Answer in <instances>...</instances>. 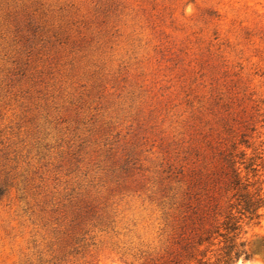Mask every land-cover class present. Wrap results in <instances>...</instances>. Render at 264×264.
Segmentation results:
<instances>
[{"label": "rangeland", "instance_id": "374dc122", "mask_svg": "<svg viewBox=\"0 0 264 264\" xmlns=\"http://www.w3.org/2000/svg\"><path fill=\"white\" fill-rule=\"evenodd\" d=\"M234 168L264 195V0H0V264H214Z\"/></svg>", "mask_w": 264, "mask_h": 264}, {"label": "trees", "instance_id": "16d2710c", "mask_svg": "<svg viewBox=\"0 0 264 264\" xmlns=\"http://www.w3.org/2000/svg\"><path fill=\"white\" fill-rule=\"evenodd\" d=\"M252 165L251 162L245 164V170L255 171ZM232 172L231 183L233 184L235 202L230 205V212L224 217L221 229L215 231L214 237L211 235L198 237L199 243L209 242L219 246L214 264H234L240 258L249 259L251 257L252 252L249 251L247 243L242 237L243 225L259 224L262 216L260 210L264 207L262 188L255 187L256 182H250L248 176L243 179L239 168H234ZM216 238L217 242H214ZM261 246L264 247V239L261 241Z\"/></svg>", "mask_w": 264, "mask_h": 264}, {"label": "clouds", "instance_id": "9594fccd", "mask_svg": "<svg viewBox=\"0 0 264 264\" xmlns=\"http://www.w3.org/2000/svg\"><path fill=\"white\" fill-rule=\"evenodd\" d=\"M238 264H245V262L244 261H240V262H238Z\"/></svg>", "mask_w": 264, "mask_h": 264}]
</instances>
